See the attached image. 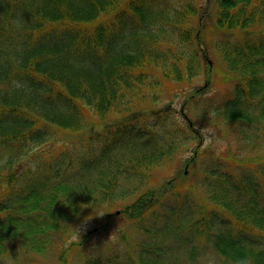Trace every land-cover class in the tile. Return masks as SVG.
Segmentation results:
<instances>
[{"label":"trees","instance_id":"1","mask_svg":"<svg viewBox=\"0 0 264 264\" xmlns=\"http://www.w3.org/2000/svg\"><path fill=\"white\" fill-rule=\"evenodd\" d=\"M217 8L213 24L199 18L192 28L184 19L198 15L194 2L172 12L155 10L148 0H0V261L17 258L19 251H46L56 239L53 233L59 234L58 246L64 245L62 235L83 212L134 197L147 174L170 161L172 141L158 136L162 118L155 121L154 131L136 126L141 112L156 116L137 106L160 101L172 82H191L189 74L204 60L213 71L204 39L219 40L216 47L233 86L218 114L239 135L249 128L258 141L264 136V0H217ZM167 39L186 48L197 40L183 68L179 52L173 50L171 58L170 49L161 46ZM90 112L102 120H129L108 129L99 145L89 143L79 155L59 149L63 144L54 151L43 148L59 143L57 136L66 132L90 131ZM16 138L22 141L19 154L11 148ZM210 158L203 182L211 207H195L186 232L211 238L223 264H264V150L248 157L235 153ZM183 182L182 190L190 176ZM171 186L141 194L123 208L119 203V214L152 232L148 225L158 223L157 205ZM181 226L171 228L175 236ZM158 240L136 245L139 254L133 258L121 262L115 257L107 263L178 264L176 258L166 261L168 250L163 238ZM10 242L17 243L16 251ZM70 249L58 255L63 264H70ZM194 249L193 258L198 254V247ZM84 260L103 264V257Z\"/></svg>","mask_w":264,"mask_h":264},{"label":"rangeland","instance_id":"2","mask_svg":"<svg viewBox=\"0 0 264 264\" xmlns=\"http://www.w3.org/2000/svg\"><path fill=\"white\" fill-rule=\"evenodd\" d=\"M191 1L200 8V11L195 18L186 16L185 23L188 22L189 27L195 28L200 18L202 23L213 24L217 17V0H152L151 2L148 0L150 6H153L155 10L158 7L159 10L164 8L172 12L189 7L192 4ZM122 5L125 7L126 4L122 3ZM218 41L217 38L213 39V37L210 42H207L206 39L202 40V45L208 53V59L213 65V71L209 72L207 70L206 65L208 63L204 60L202 66H199L200 69L195 70L192 75L189 74L187 81L191 82H187L183 86L172 82V87L163 89L160 101L156 100L155 93L157 91L155 90L156 92L152 95V98L156 100L155 103L147 102L137 106L139 111L143 109L149 111L151 109L152 113H156L154 119H151V114H142L141 112L139 114L141 117L136 116L138 119L136 124L139 126H144L140 118L142 116L144 118L148 117L146 123L148 126L145 128L154 131L156 130L155 121L159 117L162 118L161 122L163 123L160 126L159 133L170 138L169 140L174 144L170 146L174 150L170 161L154 168L152 174L148 173L147 181L139 186L134 197L129 196L126 200L119 199L114 205L104 203L83 212L70 230L62 235L63 239H67L64 245L60 244L58 246L56 240L59 234L56 236L52 232L53 238L56 237V239L46 251L42 253L19 251L20 255L17 258L12 259L5 256L2 259L5 261L1 262L6 264H63L60 257L58 259V255L63 248L68 247H71L69 251L70 264H84L86 261L84 257L86 256L103 257V264L115 257L116 260L122 262L128 257L133 258V256H137V253L139 254L140 247H136V245L142 243L147 245L163 238V244L166 251L168 250L167 262L176 258L178 264H223V260L217 254L211 238L199 239L196 236L194 237V235L186 232L185 227L191 224L193 216L196 215L195 207L198 210L211 207L208 201L209 191H207V187L205 189L203 182V171L210 168V165H208V161L211 159L210 156H213V154L226 156L235 153H239L244 157L255 155L264 150V136L258 141L249 128L242 135H239V131H233L217 112L218 106L230 98L233 92V86L227 78L230 71L226 65L222 64L219 48L216 47ZM192 43H194V46L192 44L186 48L185 45L179 46V43L173 39H167L161 46H164L165 50L170 49L171 58H175L172 54L173 50L179 52L178 56L182 58L178 64L183 68L189 54H191L194 47L195 49L198 47L197 40L192 41ZM161 46L159 44L160 49H163ZM148 70L153 72L152 67ZM157 112L162 113V115L157 116ZM114 119L116 117L109 116L102 120L95 112H90L86 117L87 123H91V125H88L90 131L66 132L62 134V137L57 136L59 143L44 145L43 148L54 151L63 144V147L61 146L59 149L64 148L67 153L71 152L72 154L75 151L79 155L87 152L89 143L94 146L102 142L100 137L104 135V124ZM126 120H129V118H126L123 122ZM179 126L184 130L176 133L174 129ZM203 128H208L211 132L207 136H202L200 130ZM14 142L11 148L17 152L16 154H19L22 146L20 148H17V146L22 141L16 138ZM194 156L198 160L190 168L188 161L192 157L194 159ZM185 171L186 174L184 175ZM196 171H200L202 174H197ZM189 176L190 184L182 190V187L185 186L183 181ZM177 177H179V180H177ZM170 181H174V183L171 188L169 187L170 191L164 198L165 201L157 205L158 223L152 222V226L148 225L152 232L148 233V231L138 229L133 221L129 220V217L123 213L115 214L121 209L119 203L122 202L123 208L125 205L130 204V201L135 197L148 191L161 192ZM21 184L24 185L25 183L21 182ZM132 184L128 181V185ZM176 209L177 211L174 212ZM101 213L104 215L99 216ZM108 213L114 214L109 218L107 217ZM176 213L179 216L177 224L175 222L176 218H174ZM149 214L146 217H149L152 221ZM180 224L183 226L180 228L181 232H178L179 234L175 236L172 230ZM73 228H81L80 240L72 239ZM123 231L125 232L123 233ZM124 235L127 236V239L123 237ZM72 241L77 242L76 246H70ZM80 242L85 244H78ZM10 244V247L16 251L18 248L17 243L10 242ZM195 247H198V254L193 258L191 250H196ZM62 259L65 260L64 253H62Z\"/></svg>","mask_w":264,"mask_h":264},{"label":"clouds","instance_id":"3","mask_svg":"<svg viewBox=\"0 0 264 264\" xmlns=\"http://www.w3.org/2000/svg\"><path fill=\"white\" fill-rule=\"evenodd\" d=\"M210 132H211V130L208 128H203L202 130H200V133L202 136H207ZM103 215L104 214L101 213L99 216H103ZM80 238H81V228H73L72 239L73 240H80Z\"/></svg>","mask_w":264,"mask_h":264}]
</instances>
